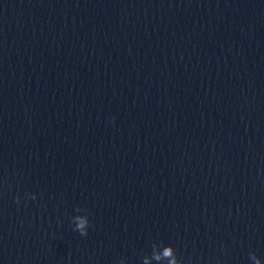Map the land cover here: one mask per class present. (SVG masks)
I'll list each match as a JSON object with an SVG mask.
<instances>
[{
  "label": "water",
  "instance_id": "95a60500",
  "mask_svg": "<svg viewBox=\"0 0 264 264\" xmlns=\"http://www.w3.org/2000/svg\"><path fill=\"white\" fill-rule=\"evenodd\" d=\"M160 242L264 260V0H0V264Z\"/></svg>",
  "mask_w": 264,
  "mask_h": 264
},
{
  "label": "clouds",
  "instance_id": "9594fccd",
  "mask_svg": "<svg viewBox=\"0 0 264 264\" xmlns=\"http://www.w3.org/2000/svg\"><path fill=\"white\" fill-rule=\"evenodd\" d=\"M26 196L32 200L37 198V194L34 192L27 193ZM16 199L17 202H19L21 198L18 196ZM77 210L82 212V214L71 218L72 229L73 231L78 232L81 236H87L91 227L89 214L86 209L77 207ZM161 249H169L171 251L168 264H184V261L178 257L175 248L171 244L164 245L163 242L152 244L151 253L144 255L142 264H151L152 260L156 258V253ZM249 256L253 264H264V260L257 256L255 252H250ZM120 264H127V261L122 259Z\"/></svg>",
  "mask_w": 264,
  "mask_h": 264
}]
</instances>
